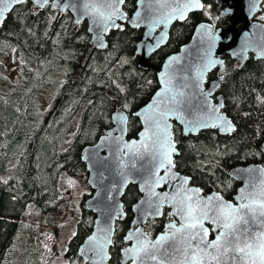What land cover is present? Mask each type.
Segmentation results:
<instances>
[{"label": "trees", "instance_id": "trees-1", "mask_svg": "<svg viewBox=\"0 0 264 264\" xmlns=\"http://www.w3.org/2000/svg\"><path fill=\"white\" fill-rule=\"evenodd\" d=\"M205 9L177 22L170 31L167 46L151 57L155 65L188 42L197 24L218 17L219 26L228 25L220 16L216 0H203ZM137 0H126L124 9L132 15ZM143 29L126 26L113 30L105 49L93 47L87 22L77 23L69 12L34 3L17 6L0 29V264H4L19 229V218L28 202L44 212L57 209L63 194L59 189L62 170L76 178H87L81 159L82 149L96 143L113 126L112 115L121 107L130 114L129 136H137L140 121L133 113L146 104L158 88L154 70L139 66L136 45ZM12 57L21 70L11 89L6 59ZM226 69H215L208 81L224 74L219 93L225 96V110L236 124L231 135L209 129L186 136L174 126L180 154L177 169L191 177V183L205 193L217 190L233 199L240 183L228 171L237 165L264 164V59L247 60L242 68L224 55ZM123 89V91H121ZM50 99L41 108L42 97ZM128 107L125 108L124 105ZM77 122L70 141H64L67 128ZM80 201L77 231L69 243L70 264H86L78 249L91 233L95 214L84 207L91 188ZM141 197L131 185L124 196L126 217L117 222L111 248V264H121V249L133 217L132 206ZM171 218L167 214L151 219L146 230L155 236Z\"/></svg>", "mask_w": 264, "mask_h": 264}, {"label": "water", "instance_id": "water-1", "mask_svg": "<svg viewBox=\"0 0 264 264\" xmlns=\"http://www.w3.org/2000/svg\"><path fill=\"white\" fill-rule=\"evenodd\" d=\"M125 1L123 4L117 5L121 18L116 20V23L121 25V27L109 26L107 32H102L93 23L94 17L90 14L93 5L90 4L86 10L84 8L86 0H60L59 4L54 2L48 4L61 12L69 11L79 24L86 21L92 45L100 50L107 48L110 33L113 30L123 29L126 23L133 28L143 29V37L136 45L139 66L146 70H154L158 80V88L150 100L133 113V116L137 117L141 124V129L137 136H129L130 114L125 109L119 108L113 112V126L107 129L105 134L100 136L95 144L85 146L82 149L81 159L86 164L88 171L87 182L92 188V195L85 200L84 206L95 214L92 231L78 249V255L86 264H111V248L114 243L117 221L125 219L127 215L124 196L131 185L138 187L141 197L132 206L133 218L124 236V241L127 245L121 249V264H141V260L132 257V254L127 250L129 248L135 249L139 246L137 240L145 238L142 234H146L147 242L151 246L162 234H170L169 224L175 222L179 228L183 223L178 216L170 215L174 209L168 203H164L161 207L160 215H155L153 202L156 201V198H150L149 185L147 183L151 179L150 170H153L155 164L158 163L152 158V153L142 151L140 156L133 159L130 155L120 151L124 143L133 141L139 143L142 139L141 133L148 126L145 116H151V112H146L145 109L156 97V94L163 90L165 85L162 81L168 82V87L172 89L173 93L177 91L186 93L185 98H183L185 100L184 118L177 119L173 116L168 120L169 132L176 148V152L172 155V159L175 162L176 156L180 154L174 134L175 124L182 127L183 134L186 136H196L200 132L209 129L217 130L221 135H231L236 130L235 122L225 110V96L223 93H219L225 75L221 74L217 79L208 81L209 74L212 71L215 69L224 71L226 69L224 55L228 54L231 56L239 68L245 65L251 54L255 59H264V22L256 19L257 14L262 11L264 0H216V3L223 7L220 15L228 17L229 25L219 26L217 16H213L210 21L200 22L196 25L190 40L181 45L178 51L168 55L160 65H155L151 62L152 55L168 45L170 31L174 24L183 22L192 13L205 9L204 1L200 0L204 5L203 9L194 8L191 11H187L184 18H180V16L187 0H137L136 9L131 16L124 9ZM19 5L13 4L10 7L14 10ZM46 6L38 7L43 9ZM94 7L101 11L107 10L103 0H100V3L95 4ZM11 12H5L0 16V21H2L0 22V29ZM201 25H204V27L202 28ZM98 34H100L99 39L97 38ZM101 44L104 46L101 47ZM173 57L175 59H172ZM209 61H222V63H214L210 68H205ZM201 73H203V76ZM197 82L201 83L206 93L212 86V94L209 96V100L213 107L223 104L219 114H222L230 122L231 131L227 130L223 124L219 127H196L186 123V120H197L200 118H203V122L206 123L215 121V117L211 120L208 119L210 113L206 112L201 106L203 98L198 96L195 87ZM215 85H218V87H215ZM137 113H140V115H136ZM215 122L219 123L218 121ZM262 151L264 153V141L262 143ZM124 152L126 153L127 150L125 149ZM172 173L178 174L180 179L170 183L182 184L183 178H188L186 187L200 189L199 195L202 199L219 194L224 201L236 206L246 202L240 199L242 189L245 192H252L259 191L264 186V164L261 163L237 165L229 169L228 174L240 183L233 199L226 198L217 190L205 193L201 187L192 184L191 177L180 172L177 167L172 169ZM161 175H163V171H161ZM155 191L158 193L167 192L170 195L174 193V189L168 185L157 187ZM165 208L168 209V215L172 217V220L165 224L161 232L153 236L146 230V224L150 219H160L164 214ZM150 213L152 214L150 215ZM245 218L249 220V223L244 225L241 222L239 225L241 229L245 227L251 228L253 231L261 229L260 217L255 220L251 219L250 216H245ZM205 226L210 227L208 224ZM130 234L133 235L131 241L127 239ZM93 236L96 237V241L89 239ZM214 238L215 233L213 232L208 239ZM106 239H110L111 244H107L104 251L105 259L101 261L99 257L89 250L97 241L103 243ZM179 239L180 236L178 234L177 243ZM170 243H172L171 240L164 243L163 247L160 248V252L157 253V261H145L144 264H160L161 259L164 260V264H183L181 255H177L174 258L164 255ZM223 264H232V261H223Z\"/></svg>", "mask_w": 264, "mask_h": 264}, {"label": "snow or ice", "instance_id": "snow-or-ice-1", "mask_svg": "<svg viewBox=\"0 0 264 264\" xmlns=\"http://www.w3.org/2000/svg\"><path fill=\"white\" fill-rule=\"evenodd\" d=\"M31 2L37 6H43L50 4V2L59 4L60 0H31ZM24 3H29V0H0V16L5 12L13 11L10 5ZM97 3H100V0H86L84 3L86 10L90 4L93 5L90 13L94 17L93 23L102 32H107L109 26L120 28L121 25L116 23V20L121 18L117 5L123 4L124 0H103L106 11L95 8L94 5ZM194 8L203 9L204 5L200 0H187L180 18H184L186 12ZM201 27L203 28L204 25ZM97 38H100V34ZM100 46L103 47L104 45L101 44ZM214 63H222V61H209L205 68H210ZM201 75L203 76V73ZM162 82L165 85L163 90L156 94V97L145 109L146 112H151V116H145L148 126L141 133L142 139L139 143L136 141L124 143L120 151L130 155L133 159L140 156L142 151L152 153V158L158 163L155 164L153 170H150L151 179L147 183L150 198H156V201L153 202L155 215H160L161 207L164 203H168L174 209L170 215L178 216L183 223L179 228L175 222L169 224L170 234H162L151 246L147 242L146 234H142L145 238L137 240L139 246L135 249L129 248L127 251L132 254V257L140 259L141 264H144L145 261H157V253L160 252V248L163 247L164 243L171 240L172 243L169 244L164 255L171 258L181 255L183 264H223V261L228 260L232 261V264H264V186L259 191L252 192H245L242 189L240 199L246 202L236 206L224 201L219 194L202 199L199 195L200 189L186 187L188 178H183L182 184L170 183L171 181H178L180 178L178 174L172 173V169L176 167L172 159L176 148L171 139L168 120L173 116L177 119L184 118L185 100L183 98H185L186 93L184 91L173 93L172 89L168 87V82ZM195 87L198 96L203 98L201 106L210 113L208 119L211 120L215 117V121L219 123L215 121L206 123L203 122V118L186 120V123L196 127H219L223 124L227 130L231 131L230 122L222 114H219L223 104L213 107L209 100V96L212 94V86L207 93L201 83L197 82ZM124 107L127 108L128 105L125 104ZM136 115L139 116L140 113ZM125 149L127 150L126 153L124 152ZM161 171H163V175H161ZM165 185L173 188L174 193L170 195L167 192L158 193L155 191L157 187ZM245 216H250L253 220L260 217L261 229L259 231H253L247 227L241 229L239 227L241 222L244 225L249 223ZM206 224L210 227H206ZM213 232L215 238L208 239ZM178 234L180 239L177 243ZM89 239L96 241L95 236ZM127 239L131 241L133 235L130 234ZM107 244H111L110 239H106L103 243L97 241L89 251L102 261L105 259L104 251ZM160 264H164V260L161 259Z\"/></svg>", "mask_w": 264, "mask_h": 264}, {"label": "rangeland", "instance_id": "rangeland-1", "mask_svg": "<svg viewBox=\"0 0 264 264\" xmlns=\"http://www.w3.org/2000/svg\"><path fill=\"white\" fill-rule=\"evenodd\" d=\"M264 12L258 14L263 17ZM6 75L11 81L2 83L4 89H11L12 84L21 75L20 68L14 64L12 57L6 59ZM41 108L48 109L50 99L42 97ZM77 122L64 132V141L74 136ZM85 179L71 176L62 170L59 178V189L63 194L61 205L50 212H44L34 201L28 202L20 216L19 229L4 264H70L67 254L71 238L77 231L81 215L80 201L89 188L84 187Z\"/></svg>", "mask_w": 264, "mask_h": 264}, {"label": "flooded vegetation", "instance_id": "flooded-vegetation-1", "mask_svg": "<svg viewBox=\"0 0 264 264\" xmlns=\"http://www.w3.org/2000/svg\"><path fill=\"white\" fill-rule=\"evenodd\" d=\"M262 12H264V3H263V11ZM126 26H130L128 23H126L125 24V27L123 28V29H125L126 28ZM131 27V26H130ZM153 56V55H152ZM165 212H168V209L167 208H165V210H164V213ZM171 218V217H170ZM171 220V219H170Z\"/></svg>", "mask_w": 264, "mask_h": 264}]
</instances>
